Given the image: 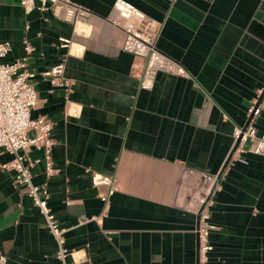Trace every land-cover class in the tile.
Instances as JSON below:
<instances>
[{
    "label": "crops",
    "instance_id": "1",
    "mask_svg": "<svg viewBox=\"0 0 264 264\" xmlns=\"http://www.w3.org/2000/svg\"><path fill=\"white\" fill-rule=\"evenodd\" d=\"M73 1L88 10L75 22L0 0V40L11 42L4 60L24 55L29 41L38 93L30 115L52 121L57 169L47 176L39 161L32 181L46 183L67 260L200 264L198 200L211 187L205 264H264V155L237 152L233 135L253 101L252 123L264 133V56L242 39L261 0H129L160 21L156 46L185 71L160 70L149 89L138 85L142 58L121 48L124 33L106 19L113 0ZM61 59L69 85L59 79L50 92L40 72ZM10 158L0 151V254L5 264H62L42 213L1 167ZM89 171L114 175L106 205V185H93Z\"/></svg>",
    "mask_w": 264,
    "mask_h": 264
},
{
    "label": "built area",
    "instance_id": "2",
    "mask_svg": "<svg viewBox=\"0 0 264 264\" xmlns=\"http://www.w3.org/2000/svg\"><path fill=\"white\" fill-rule=\"evenodd\" d=\"M23 9L28 12L35 7L50 8L53 13L64 20L75 22L85 17L88 10L73 0H18ZM107 21L124 33L121 48L133 55L140 56L142 63L138 65V85L149 89L153 86L158 71L183 74L184 68L170 56L163 53L156 46V39L160 29V21L151 17L129 0H113L112 10L106 17ZM66 45L68 38H61ZM25 54L12 61L4 58L11 50L8 39L0 40V151L11 154V158L1 163V167L13 170V182L24 186L26 193L31 197L34 205L38 207L44 217L45 224L53 236L56 245V255L62 264H72L67 260L70 251L64 245L63 232L58 220L48 205L49 191L46 183L36 184L32 181L33 165L43 162L44 172L47 176L56 171L52 160V145L54 139L51 135L52 121L44 115L31 117V109L38 102V93L30 77L34 72L26 68L27 53L32 50L29 41L24 38ZM64 60L61 59L49 68L42 70L41 75L48 79L52 85L62 79L65 85L69 82L63 78ZM257 101H253L247 108L248 122L244 126H236L233 131L234 148L237 152L248 151L264 155V133L258 134L256 126L252 123V116ZM34 147L43 151L42 157L32 158L28 150ZM88 170V169H86ZM93 185H106V189L98 192L99 197L106 205L110 195L118 189L114 175L89 171ZM209 182H214L217 174L203 172ZM210 189L199 197V219L197 236L199 242V261L205 264L208 251L212 249L209 240V231L215 227L211 223L208 205L211 202ZM5 255L0 254V264H5Z\"/></svg>",
    "mask_w": 264,
    "mask_h": 264
},
{
    "label": "water",
    "instance_id": "3",
    "mask_svg": "<svg viewBox=\"0 0 264 264\" xmlns=\"http://www.w3.org/2000/svg\"><path fill=\"white\" fill-rule=\"evenodd\" d=\"M242 39L247 40L250 46L257 47L258 52L264 56V0H261L257 5Z\"/></svg>",
    "mask_w": 264,
    "mask_h": 264
}]
</instances>
